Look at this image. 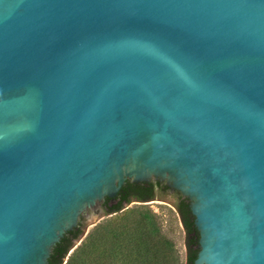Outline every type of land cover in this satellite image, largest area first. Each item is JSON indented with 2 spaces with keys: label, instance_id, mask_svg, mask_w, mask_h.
<instances>
[{
  "label": "water",
  "instance_id": "obj_1",
  "mask_svg": "<svg viewBox=\"0 0 264 264\" xmlns=\"http://www.w3.org/2000/svg\"><path fill=\"white\" fill-rule=\"evenodd\" d=\"M127 181L188 199L195 264H264V0H0V264Z\"/></svg>",
  "mask_w": 264,
  "mask_h": 264
},
{
  "label": "rangeland",
  "instance_id": "obj_2",
  "mask_svg": "<svg viewBox=\"0 0 264 264\" xmlns=\"http://www.w3.org/2000/svg\"><path fill=\"white\" fill-rule=\"evenodd\" d=\"M179 196L157 191L148 202L135 199L123 210L83 218L84 235L64 264H186V232L177 210Z\"/></svg>",
  "mask_w": 264,
  "mask_h": 264
},
{
  "label": "trees",
  "instance_id": "obj_3",
  "mask_svg": "<svg viewBox=\"0 0 264 264\" xmlns=\"http://www.w3.org/2000/svg\"><path fill=\"white\" fill-rule=\"evenodd\" d=\"M157 189L162 192L170 190L165 183H133L127 181L114 199H105L102 205L103 210L106 214L110 215L123 210L124 205L129 204L133 199L148 202L153 199ZM175 193L179 196L177 210L186 232V264H195L199 252V233L195 226V217L192 214L188 199L183 198L178 192ZM83 235L82 218L78 228L67 233L53 249L48 264H64L68 254L74 248L75 242L79 241Z\"/></svg>",
  "mask_w": 264,
  "mask_h": 264
},
{
  "label": "flooded vegetation",
  "instance_id": "obj_4",
  "mask_svg": "<svg viewBox=\"0 0 264 264\" xmlns=\"http://www.w3.org/2000/svg\"><path fill=\"white\" fill-rule=\"evenodd\" d=\"M153 182H154V181H153ZM157 191L162 192V191L159 190V189H157L156 192H157ZM167 191H172V190H167ZM167 191H165V192H167ZM156 192H155V194H156ZM173 192H174V191H173ZM174 193H175V192H174ZM154 196H155V195H154ZM153 198H154V197H153Z\"/></svg>",
  "mask_w": 264,
  "mask_h": 264
}]
</instances>
